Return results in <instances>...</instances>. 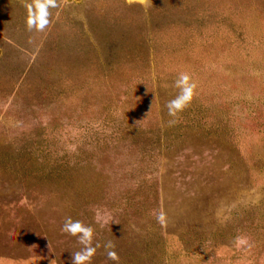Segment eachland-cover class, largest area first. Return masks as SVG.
I'll list each match as a JSON object with an SVG mask.
<instances>
[{"label": "rangeland", "instance_id": "rangeland-1", "mask_svg": "<svg viewBox=\"0 0 264 264\" xmlns=\"http://www.w3.org/2000/svg\"><path fill=\"white\" fill-rule=\"evenodd\" d=\"M32 3L0 0V264H72L68 217L90 264H264V0Z\"/></svg>", "mask_w": 264, "mask_h": 264}, {"label": "clouds", "instance_id": "clouds-1", "mask_svg": "<svg viewBox=\"0 0 264 264\" xmlns=\"http://www.w3.org/2000/svg\"><path fill=\"white\" fill-rule=\"evenodd\" d=\"M60 5L57 0H33V3L28 5V16L26 25L29 30L37 32L49 31L59 14ZM175 86L180 89L179 94L168 102V110L170 115H176L182 111L187 104L192 100L195 84L190 82V77L187 73H180L175 82ZM100 217H97L99 220ZM158 220H163V213L159 214ZM106 222V221H105ZM62 232L68 233L77 237L80 244L84 247L72 255V264H90L91 258L96 252V247L93 246L94 230L91 226L85 225L79 220H73L71 217L65 219ZM114 246L109 243L106 248L112 249ZM107 255L110 259H118L115 251L109 250Z\"/></svg>", "mask_w": 264, "mask_h": 264}]
</instances>
